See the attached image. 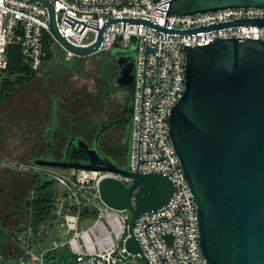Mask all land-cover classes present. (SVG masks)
<instances>
[{
	"label": "built area",
	"instance_id": "1",
	"mask_svg": "<svg viewBox=\"0 0 264 264\" xmlns=\"http://www.w3.org/2000/svg\"><path fill=\"white\" fill-rule=\"evenodd\" d=\"M48 1L55 9L61 35L72 45L94 44L99 36L98 29L108 24L99 52H136L129 157L127 164L119 167L131 173L166 175L175 187L173 199L167 206L135 220L133 232L144 256L150 264H209L200 245L197 203L169 136L170 113L185 91V48L208 46L218 39L264 42V28L258 26L205 30L231 22L264 20V9H228L176 16L167 14L166 1ZM129 20H144L169 30L200 31L187 35L164 34ZM48 43H57V40L49 28V13L43 5L29 0H0V113L9 47L18 46L23 65L31 72H38L45 64ZM148 48L151 51L148 52ZM64 52L67 60L77 57L65 49ZM28 170L53 182L56 196L40 236H27L28 258L20 257V264H45L49 254L60 250L71 254L72 264H139L137 259L142 257L131 254L126 248L132 213L111 209L100 196L103 181L113 179L130 187L133 178L113 171L19 168L22 172ZM84 210L88 213L82 215ZM125 212L130 215L125 216ZM91 220L92 225L84 228ZM55 231L59 232L57 237H54ZM166 235L172 236V245L165 240ZM47 239H54L52 246L34 255L33 244Z\"/></svg>",
	"mask_w": 264,
	"mask_h": 264
},
{
	"label": "water",
	"instance_id": "2",
	"mask_svg": "<svg viewBox=\"0 0 264 264\" xmlns=\"http://www.w3.org/2000/svg\"><path fill=\"white\" fill-rule=\"evenodd\" d=\"M29 1L48 10L49 28L63 49L79 58L99 53L108 24L98 29L94 44L74 46L61 35L53 4L48 0ZM162 1L169 6L167 14L176 16L264 9V0H154ZM129 22L164 34L200 31L169 30L144 20ZM238 25L264 28V20L231 22L205 30ZM185 51V91L171 109L169 136L197 203L202 253L209 264H264V42L218 39L208 46L187 47ZM115 57L116 85L133 88L136 52L116 51ZM33 166L113 171L133 178L130 187L113 179L103 181L100 196L111 209L132 213L126 248L150 264L133 227L140 215L158 211L173 199L175 187L168 176L120 168L102 151L99 137L93 146L82 137H71L61 160L39 157L33 160ZM86 213L88 210L81 214ZM165 240L172 245L171 235H166ZM0 264H5L1 256Z\"/></svg>",
	"mask_w": 264,
	"mask_h": 264
},
{
	"label": "rangeland",
	"instance_id": "3",
	"mask_svg": "<svg viewBox=\"0 0 264 264\" xmlns=\"http://www.w3.org/2000/svg\"><path fill=\"white\" fill-rule=\"evenodd\" d=\"M115 53V50L99 52L67 60L64 49L58 43H52L40 71L33 75L25 71L6 73L4 83L13 80L15 85L11 91L5 90L0 113V223L8 229L0 228L1 256L16 249L17 260L28 258L25 250L28 247L26 241L29 244L28 234L17 230L19 221L6 217L5 207L8 202L23 204L30 201V195L46 181L42 176H39V181L33 171L21 172L19 168H34L33 159L41 157L38 149L43 148L45 128L51 119L49 106L52 97H59L62 107L72 114L86 113L91 123L100 125L102 120L111 118L120 97L115 81ZM28 76L31 79L23 80ZM54 190L55 187L48 189ZM129 215L125 212V216ZM23 222L26 225L27 219ZM92 223L93 220L88 221L84 228ZM42 224L39 223L40 228ZM34 233L37 238L40 236L39 230ZM58 234L55 231L54 237ZM17 239L21 242L17 243ZM53 242L54 239H47L33 244L32 253L39 255L45 252ZM60 252L63 251L49 254L45 264H72L70 260H60ZM137 262L143 263L142 259H137Z\"/></svg>",
	"mask_w": 264,
	"mask_h": 264
},
{
	"label": "flooded vegetation",
	"instance_id": "4",
	"mask_svg": "<svg viewBox=\"0 0 264 264\" xmlns=\"http://www.w3.org/2000/svg\"><path fill=\"white\" fill-rule=\"evenodd\" d=\"M135 79L134 67L131 77V86H135ZM116 87L120 93L117 108L113 116L107 120H102L100 125L91 123L86 113H80L78 115L70 113L62 107L59 97L53 96L49 106L51 108V119L45 128V136L42 140L43 148L40 147L38 149L39 156L61 160L63 158V151L71 137H82L92 146L96 138L99 137L102 151H104L117 166L127 164L130 147L134 87H130V89L125 86L120 87L116 85ZM37 195L36 189L30 195V201L26 200L23 204H19L16 201L15 203L8 202L5 207L6 217H13L19 221L20 227L17 230L20 233L21 231L26 232L28 236L32 235L33 238L35 237L34 231L37 233L38 230L40 231L41 229L39 224L34 226L35 213L33 202L36 200ZM24 219H27L26 225L23 222ZM0 228H6L5 224L0 223ZM20 240L21 239H17V243ZM1 251L3 252V250ZM1 257L5 264H20L16 259V249L8 251L6 255Z\"/></svg>",
	"mask_w": 264,
	"mask_h": 264
},
{
	"label": "trees",
	"instance_id": "5",
	"mask_svg": "<svg viewBox=\"0 0 264 264\" xmlns=\"http://www.w3.org/2000/svg\"><path fill=\"white\" fill-rule=\"evenodd\" d=\"M49 40L50 38L47 35V41L49 42ZM49 49H50V44L48 43L46 47L47 53L49 52ZM19 71L28 72L29 73L28 75H33L32 73H36V72L29 71L23 65L20 48L18 46H10L9 47V66H8L7 72L12 74V73H17ZM29 79H31V76H28L24 78L23 80H29ZM14 85L15 83L13 82V80L5 81V83L3 84V88H2L3 96L5 93V90L6 89H8L9 91L13 90ZM36 176L40 181L39 176L38 175ZM38 186H39L37 188L38 195H37L36 200L33 202L34 213H35L34 214V226L46 221L49 218L50 213L52 212L53 202L56 196V190L48 191V189H52L53 187L56 188V185L53 182L46 180L43 185L39 184ZM60 255H61L60 260H70V261L73 260L71 254L66 250H63V252H60Z\"/></svg>",
	"mask_w": 264,
	"mask_h": 264
},
{
	"label": "crops",
	"instance_id": "6",
	"mask_svg": "<svg viewBox=\"0 0 264 264\" xmlns=\"http://www.w3.org/2000/svg\"><path fill=\"white\" fill-rule=\"evenodd\" d=\"M22 172V171H21Z\"/></svg>",
	"mask_w": 264,
	"mask_h": 264
}]
</instances>
